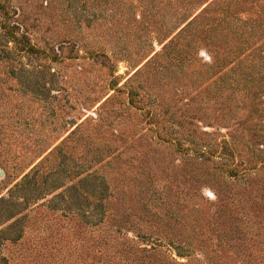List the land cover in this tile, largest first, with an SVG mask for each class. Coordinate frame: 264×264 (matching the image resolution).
I'll use <instances>...</instances> for the list:
<instances>
[{
  "label": "rangeland",
  "instance_id": "obj_1",
  "mask_svg": "<svg viewBox=\"0 0 264 264\" xmlns=\"http://www.w3.org/2000/svg\"><path fill=\"white\" fill-rule=\"evenodd\" d=\"M0 3V264H264V0Z\"/></svg>",
  "mask_w": 264,
  "mask_h": 264
},
{
  "label": "trees",
  "instance_id": "obj_2",
  "mask_svg": "<svg viewBox=\"0 0 264 264\" xmlns=\"http://www.w3.org/2000/svg\"><path fill=\"white\" fill-rule=\"evenodd\" d=\"M16 10V9H14ZM9 13H8V9L4 4L0 3V16H1V21H0V29H2V33L0 34V36H6L8 34L12 35L13 34V38L16 39L14 37V29L17 28L16 25V21H9L8 19H10L8 17Z\"/></svg>",
  "mask_w": 264,
  "mask_h": 264
},
{
  "label": "clouds",
  "instance_id": "obj_3",
  "mask_svg": "<svg viewBox=\"0 0 264 264\" xmlns=\"http://www.w3.org/2000/svg\"><path fill=\"white\" fill-rule=\"evenodd\" d=\"M201 55H204V53L202 52ZM205 60L209 63H211V57L209 56H204ZM203 192H204V195L212 202H216V200L218 199L216 193L214 192V190L208 188V187H205L203 189Z\"/></svg>",
  "mask_w": 264,
  "mask_h": 264
}]
</instances>
